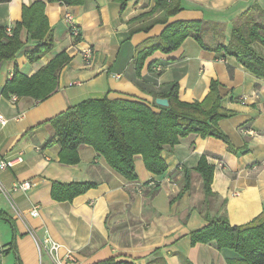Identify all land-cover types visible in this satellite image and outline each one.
Returning a JSON list of instances; mask_svg holds the SVG:
<instances>
[{"label":"crops","instance_id":"1","mask_svg":"<svg viewBox=\"0 0 264 264\" xmlns=\"http://www.w3.org/2000/svg\"><path fill=\"white\" fill-rule=\"evenodd\" d=\"M43 1L51 49L38 60L27 52L36 41L20 37L24 46L17 54L18 70L30 76L56 54L65 51L70 60L59 71L57 87L36 100L17 96L15 102L2 88L13 75V62L0 66V153L22 162L0 170V264H53L47 250L39 252L44 235L59 243V257L66 264H96L108 259L129 264H230L232 251L213 243L192 242L193 232L204 228L220 205L230 225H243L257 217L264 206V77L248 71L234 56L218 57L192 37L165 53L154 50L136 70V51L163 24L130 33L129 23L147 13L155 0H83L65 5L47 0L0 2V25L13 27L22 9ZM181 10L169 22L202 20L219 23L205 33L204 43L226 45L232 22L252 6L264 10V0H179ZM70 21L79 31L75 42ZM264 22V14L259 17ZM139 23V22H138ZM215 32V33H214ZM264 56V46L255 44ZM91 50L85 61L83 51ZM218 83L225 116L217 120L227 144L190 134L161 157L167 170L148 171L141 155L133 158L136 177L127 180L115 173L93 147H78L79 161H59L56 135L48 121L86 99L104 96L155 100L153 93L177 83L178 99L201 102L211 82ZM206 154L214 165L211 188L205 200L195 166ZM184 172L189 182L185 186ZM29 180L27 191L13 190L16 182ZM89 182L94 186L71 200L52 196L53 183ZM37 206V215L30 214ZM66 250L72 261L65 260Z\"/></svg>","mask_w":264,"mask_h":264},{"label":"trees","instance_id":"2","mask_svg":"<svg viewBox=\"0 0 264 264\" xmlns=\"http://www.w3.org/2000/svg\"><path fill=\"white\" fill-rule=\"evenodd\" d=\"M9 0H0L7 2ZM65 5L80 4L83 0H47ZM45 3L34 1L22 9L21 20L7 33L0 25V66L13 62V75L2 88L3 94L28 96L36 100L47 98L57 87L60 69L70 60L62 51L30 76L21 73L15 58L24 46L20 37L24 29L27 38L36 41L30 49L28 59L38 60L51 49L44 40L48 23L44 14ZM181 10L179 0H155L147 13L139 15L129 23L130 33L147 31L155 24H163V30L156 37L144 41L136 51V70L154 50L168 53L178 48L182 41L192 36L203 48L213 50L218 57L234 56L248 71L264 77V56L255 50V44L264 46V22L259 20L264 10L252 6L232 22V30L226 45L204 43L205 33L215 28L222 31L219 23L202 20H177L169 22ZM139 22V23H138ZM215 33V32H214ZM79 37L74 39L79 41ZM155 97L166 98L168 106L147 103L141 99L115 98L106 96L86 99L70 106L48 121L55 132L59 146V161L75 164L79 161L78 147L87 144L104 158L109 167L127 180L136 177L133 158L141 155L145 168L155 175L167 170L161 157L163 149L172 148L190 134L202 138H213L227 144L223 133L217 128V120L226 115L220 105L218 83L210 84L209 93L201 102H182L178 99L177 83H171L168 90L153 93ZM227 149H232L227 144ZM214 165L208 156H200L195 170L199 173L205 200L213 195L211 188ZM185 186L188 173L184 172ZM94 186L89 182L53 183L52 196L57 200H71ZM219 219H208L209 223L192 233V242L213 243L218 249L232 251L230 264H264V206L261 213L243 225H230L224 209ZM96 264H129L108 259Z\"/></svg>","mask_w":264,"mask_h":264},{"label":"built area","instance_id":"3","mask_svg":"<svg viewBox=\"0 0 264 264\" xmlns=\"http://www.w3.org/2000/svg\"><path fill=\"white\" fill-rule=\"evenodd\" d=\"M67 21L69 22V33L70 36L74 39H76L77 37H79V31L77 29V27L70 21V17L67 16ZM7 33H10V27H7ZM83 58L85 59V61H88L92 58V51L91 50H85L83 51ZM9 99L12 102H15L17 97L16 95H10ZM5 123V119L0 115V124H4ZM22 162V157L20 155L14 157V158H6L4 157L1 153H0V170H4L7 168H11L13 167L15 164ZM33 186L32 182L29 180H23V181H19L16 182L13 185V190H22V191H27L29 189H31V187ZM37 206H34L31 211L30 214L32 216H36L38 213L37 211ZM37 247L39 252H42L43 250H47L48 254L50 255L53 264H66V262H63L62 259L59 257V250L62 248V246L57 243L56 241H54L53 239H51L48 235H44L41 239H39L37 241ZM63 257L65 260H69L72 261L73 256L72 253L69 250H66L63 254Z\"/></svg>","mask_w":264,"mask_h":264},{"label":"water","instance_id":"4","mask_svg":"<svg viewBox=\"0 0 264 264\" xmlns=\"http://www.w3.org/2000/svg\"><path fill=\"white\" fill-rule=\"evenodd\" d=\"M154 102L160 106H164V107L168 106V101L166 98L157 97L155 98Z\"/></svg>","mask_w":264,"mask_h":264},{"label":"rangeland","instance_id":"5","mask_svg":"<svg viewBox=\"0 0 264 264\" xmlns=\"http://www.w3.org/2000/svg\"><path fill=\"white\" fill-rule=\"evenodd\" d=\"M222 211H223V209H222V205H220V207H219V210H218V212L216 213V215L215 216H213V217H211V218H209V219H219L220 218V216H222Z\"/></svg>","mask_w":264,"mask_h":264}]
</instances>
